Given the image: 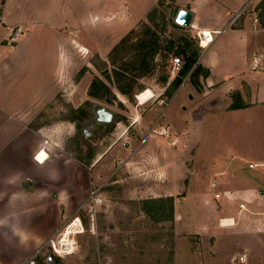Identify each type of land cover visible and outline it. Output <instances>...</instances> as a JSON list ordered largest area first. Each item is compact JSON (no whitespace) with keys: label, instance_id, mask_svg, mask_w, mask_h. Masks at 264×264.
Wrapping results in <instances>:
<instances>
[{"label":"crops","instance_id":"crops-1","mask_svg":"<svg viewBox=\"0 0 264 264\" xmlns=\"http://www.w3.org/2000/svg\"><path fill=\"white\" fill-rule=\"evenodd\" d=\"M139 1L131 0L128 11L126 6L119 11L122 24L131 28L145 22L155 1L145 0L141 8ZM174 2L178 10L192 13L195 32L218 30L236 12L244 10L235 24L200 51L194 64L202 71L197 81L190 78V70L189 77L170 97L165 93L168 85L158 93L146 88L154 97H164L168 101L166 106H160L156 99L139 113L145 102L140 104L134 96L137 112L128 117L124 135L129 136V144L140 139L139 148L129 152L141 153L142 178L151 180L141 194L145 199H170L176 231L204 238L196 248L188 247L187 240L183 253L179 247L175 264H234V255L243 259L236 264H261L264 262V0ZM114 3L0 0V25L26 26L27 37L33 27L49 26L56 31L54 66L44 64L49 76L39 82L32 79L33 90L23 101L15 91L21 90L18 84L26 77L20 74L28 67L31 71L24 58L27 54L21 52L27 37L14 46H0V249L7 244L12 250H37L52 233L54 222L61 223L73 212L72 203L81 202L85 187L102 184L101 170L110 163L109 151L100 154L93 163L97 164L93 173L90 168L87 173L81 164L71 162L65 155L56 156L58 149L52 142V130L34 129L30 122L34 118L31 107L47 105L53 80H63L69 73L64 45H70L78 57H84L81 50L84 46L70 34H57L55 28L100 26L104 24L101 10ZM44 9H49L56 18L47 25L37 17ZM239 123L252 124L253 131H248L251 141L241 140L244 132ZM39 150L47 157L42 159V152L35 157ZM127 162L129 165L130 160ZM200 203L206 212L201 210Z\"/></svg>","mask_w":264,"mask_h":264},{"label":"rangeland","instance_id":"rangeland-1","mask_svg":"<svg viewBox=\"0 0 264 264\" xmlns=\"http://www.w3.org/2000/svg\"><path fill=\"white\" fill-rule=\"evenodd\" d=\"M112 1H115L113 6L101 10L104 24L100 26L55 28L57 34H70L69 36L81 43L84 46L81 49L84 57H78L72 47L65 44L64 50L68 55L69 63L68 75L63 80L61 78L53 80L52 94L47 105L31 107L34 118L30 126L34 129L45 128L54 132L52 142L58 149L56 156L63 154L71 162L81 164L87 173L88 168L91 169L90 173H93V169L97 167V164L96 166L93 164L96 158L105 151L111 153L110 163L101 170L102 184L85 187L87 190L81 202L71 205L73 212L61 223L54 222L52 233L69 221L74 212L83 205L78 214L82 218L84 232L75 237L77 248L72 255L56 259L55 264H175V254L179 247L183 253L187 240L190 243L188 247L191 245L196 248L198 244L201 245L204 238L188 231H176L173 202L170 199L153 200L142 196L141 190L145 189L146 182L151 180L142 178L141 153L136 151L131 155L129 152L130 149L135 151L139 148L140 139L129 144L127 143L129 136L124 135V131L126 132L125 126L129 123L128 117L137 112L134 96L146 91V88L158 93L163 87L167 85L169 87L173 79L179 76V71L175 76L170 73L171 58L179 57L181 67L186 71L187 67H190V63L187 62L189 57L198 56L201 50L195 44L193 26L182 27L175 23L178 7L174 0H154L155 4L148 11L145 22L140 21L131 28L128 24H122L123 20L118 18L122 8L126 6L128 11L131 0ZM144 1H139V8ZM115 8H117L116 12L113 11ZM40 12L42 13L37 17H40V21L46 25L56 19L49 9ZM110 12H114L112 16ZM242 13L236 17L233 24ZM147 27L157 35L160 48L151 59H148L151 66L149 70L145 72L131 70L130 65L137 62L132 45L137 44L142 38H148L147 35L142 34ZM133 28H136V31L131 35L128 43L111 53ZM28 31L26 26L0 25V46L16 45L27 37ZM55 33L56 31L49 26L33 27L25 41L26 45L22 43L21 52L27 54L24 58L26 65H31V71H28V67L20 74L26 76L25 79L21 78L18 84L21 90L15 91L20 101L31 94L32 79L36 78L39 82L49 76L45 73L44 64L47 63L49 68L51 65L52 68L54 66L55 58L53 59L52 54ZM167 47L170 50L166 51ZM163 55H166V58ZM190 70L194 71L190 78L197 81L202 71L199 67L195 68L194 64ZM113 71L127 75L128 79L118 83L122 85L131 82L133 90L129 97L117 91ZM189 73L183 75V78ZM94 78L102 80L110 89L102 99H94L87 95L88 86ZM160 98L164 99L161 96ZM155 100L156 96L141 105L139 113L154 104ZM94 107H104L111 112L114 115L112 123L94 122L92 111ZM241 125L242 123H239L240 130L244 132L241 140L251 141L253 138L248 131H253L252 124L246 123L242 127ZM84 131L88 135H85ZM128 160H130L129 165ZM91 191H94L93 195ZM186 209H190L189 204ZM201 210L206 212L207 209L203 206ZM206 241L212 242V239ZM40 247L37 250L17 251L8 248L6 244L0 249V264H26ZM233 252L237 254L236 247ZM45 256L42 250L36 256L34 264H50ZM240 258L234 255L232 263L236 264Z\"/></svg>","mask_w":264,"mask_h":264},{"label":"built area","instance_id":"built-area-1","mask_svg":"<svg viewBox=\"0 0 264 264\" xmlns=\"http://www.w3.org/2000/svg\"><path fill=\"white\" fill-rule=\"evenodd\" d=\"M243 10H244V8H242L237 13H235L232 16V18L228 21V23L224 27H222L218 30H212V31L211 30H206V31L198 30V31H196L195 32V40H196L199 48L201 50H203L208 45H210L216 39L217 36H219L221 33H223L226 30L227 27L233 25L234 21L236 20V17H238L240 15V13L243 12ZM254 21H257V20L255 19ZM170 66H171L170 73L172 76H175L181 68L180 58L179 57L171 58ZM188 77H189V74L186 75L184 78H182L181 85L184 83V81ZM153 97H154V95L151 98H153ZM156 99H157V103L160 106H166L168 103V101L166 99L160 98L159 95L156 97ZM41 152H43V151L39 150L38 153L35 155V157ZM46 156H47V154H46ZM249 167H252V165L250 164ZM93 194H94V191H91V195H93ZM82 207H83V205H81L74 212L73 216L71 217V219L69 221H66L64 224H62L60 227H58L52 233V235H50L44 241V243H42V246L40 247V249L35 252V254L27 261L26 264H34L35 263L34 260H35L36 256L38 254H40L42 252V250H44V252L46 250H49L50 254L53 257H57L59 259L70 256L75 252V250L77 248V243H76L75 237L84 232V224H83V221H82L80 214H78L79 210H81ZM242 207L243 206L240 205V208H242ZM239 262L242 263L243 259L240 258Z\"/></svg>","mask_w":264,"mask_h":264},{"label":"trees","instance_id":"trees-1","mask_svg":"<svg viewBox=\"0 0 264 264\" xmlns=\"http://www.w3.org/2000/svg\"><path fill=\"white\" fill-rule=\"evenodd\" d=\"M145 26L146 25H144V27ZM135 31H136V28L131 29L129 31V33L119 41L118 45H116L112 49L111 53L117 51L119 49V47H121L122 45H125V43H128L131 35H133L135 33ZM142 34H143V36L147 35L148 38L147 39L142 38L138 41L137 44L132 45V50L134 52H136L135 57L137 58V62H133L132 65H130V69L131 70H141L142 72H145L151 68L150 64L148 63V59H151L157 53L158 49L160 48V45H159V39H158L157 35H155L153 32H151L148 27L145 28V31H143ZM195 44H196L197 48H199L196 41H195ZM167 48L168 49L166 51L170 50L169 47H167ZM193 56L194 55L189 57V59L187 61L188 64L190 63V67H187L188 69H186V71L183 69V67H181L179 70V76L177 78L173 79V81L170 83V86L168 87L169 89H166L165 93L168 97H170L171 94L173 93V91L179 86V84L181 83V80L183 78V75L187 74L190 71L191 66L193 64H195L198 56L197 55H195L194 57ZM163 57L166 58V55H163ZM195 68H198V67H195ZM125 71L127 73V69H125ZM113 74L116 78L115 83H116L117 91L119 93H121L122 95L129 97V95L132 93V90H133L131 82L130 83L127 82V83L122 84V85H120L118 83L119 81L128 79V77H126L127 75H124L123 73H119L117 71H113ZM205 74L206 73H204V75ZM109 91H110V89L107 87V85L102 80H100L98 78H94L88 86L87 94L91 98L102 99V97L104 95H106V93H108ZM233 106L235 107V105H233ZM53 258L55 259V261H56V259H58L57 257H53ZM45 259L47 262H49L47 260L46 256H45Z\"/></svg>","mask_w":264,"mask_h":264},{"label":"water","instance_id":"water-1","mask_svg":"<svg viewBox=\"0 0 264 264\" xmlns=\"http://www.w3.org/2000/svg\"><path fill=\"white\" fill-rule=\"evenodd\" d=\"M192 21V13L184 10V9H179L176 17H175V23L182 26V27H189L191 25ZM94 113L93 121L96 123H103V124H110L114 120V115L107 111L104 107H99V108H93L92 109ZM85 135H88L86 131H84ZM262 192V191H261ZM44 254L47 257V260L51 264H55L56 261L53 258V256L50 254L49 250H46Z\"/></svg>","mask_w":264,"mask_h":264},{"label":"bare ground","instance_id":"bare-ground-1","mask_svg":"<svg viewBox=\"0 0 264 264\" xmlns=\"http://www.w3.org/2000/svg\"><path fill=\"white\" fill-rule=\"evenodd\" d=\"M152 96L153 94L149 90H146L144 92H140L139 94H137L136 99L140 102V104H143L148 99H150ZM42 155H43L42 159L47 157L46 154L43 152H42Z\"/></svg>","mask_w":264,"mask_h":264},{"label":"snow or ice","instance_id":"snow-or-ice-1","mask_svg":"<svg viewBox=\"0 0 264 264\" xmlns=\"http://www.w3.org/2000/svg\"><path fill=\"white\" fill-rule=\"evenodd\" d=\"M38 159H39V157H38Z\"/></svg>","mask_w":264,"mask_h":264}]
</instances>
